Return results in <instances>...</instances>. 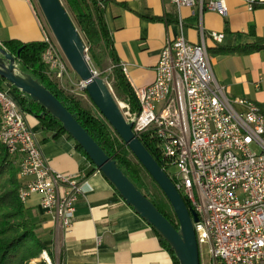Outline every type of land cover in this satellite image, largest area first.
I'll return each instance as SVG.
<instances>
[{"label": "built area", "instance_id": "1", "mask_svg": "<svg viewBox=\"0 0 264 264\" xmlns=\"http://www.w3.org/2000/svg\"><path fill=\"white\" fill-rule=\"evenodd\" d=\"M181 7L225 15V0H169ZM249 10L264 0H243ZM41 53L47 74L61 75L62 53L48 25H42ZM179 34L167 38L154 68V80L132 89L138 109L118 102L135 134L158 154L159 164L175 188L195 210L198 248L209 246L208 264H264V114L252 101L239 98L238 112L216 80L204 42ZM214 42L221 33L210 32ZM125 75L126 66L119 63ZM83 84V82H82ZM84 87V84L82 85ZM0 143L19 156V198L25 203L39 194L40 208L63 231L72 225L79 196L91 187L81 176L53 170L43 156L18 101L0 89ZM174 167V173L170 168ZM26 264H62L46 248Z\"/></svg>", "mask_w": 264, "mask_h": 264}, {"label": "crops", "instance_id": "2", "mask_svg": "<svg viewBox=\"0 0 264 264\" xmlns=\"http://www.w3.org/2000/svg\"><path fill=\"white\" fill-rule=\"evenodd\" d=\"M98 1L115 65L125 64L123 75L131 89L154 80L160 51L167 38L179 34L180 20L189 42L201 40L202 28L213 74L234 108L245 110L234 102L243 98L254 102L264 114V47L246 52L241 49L264 38V6L249 10L243 0H225L227 11L221 15L207 9L200 13L190 7H181L177 12L169 0ZM42 25L34 0H0L3 46L8 40L42 41ZM210 32L221 33V42H214ZM229 48L235 50H221ZM1 87L18 103V95L27 98L21 91L14 92L5 80ZM24 113L50 168L65 175H79L91 187L79 196L68 231L43 213L39 194H32L24 203L52 258L62 264H173L153 228L126 204L76 142L67 134L55 136L46 131L37 117ZM30 179L19 178L21 183Z\"/></svg>", "mask_w": 264, "mask_h": 264}, {"label": "water", "instance_id": "3", "mask_svg": "<svg viewBox=\"0 0 264 264\" xmlns=\"http://www.w3.org/2000/svg\"><path fill=\"white\" fill-rule=\"evenodd\" d=\"M36 2L62 53L71 69L83 82L85 92L94 106L165 195L176 216L178 229L87 133L77 121L76 113L70 112L56 95L37 79L19 70L16 61L18 52L14 55L2 44L0 77L29 96L62 124L64 130L82 148L90 162L115 188L126 204L168 243L178 264H200L193 227V222L198 219L195 210L185 204L180 192L159 162L133 131L132 123L126 121L111 88L89 63L85 43L61 1L36 0Z\"/></svg>", "mask_w": 264, "mask_h": 264}, {"label": "trees", "instance_id": "4", "mask_svg": "<svg viewBox=\"0 0 264 264\" xmlns=\"http://www.w3.org/2000/svg\"><path fill=\"white\" fill-rule=\"evenodd\" d=\"M65 2L77 21L86 42L85 47L88 49L91 57L95 61H98L94 49H108V54L114 62L115 67V88L124 95L127 102L130 103L132 110H137L138 106L132 89L120 68L115 65L116 63L110 48L103 10L101 9L99 1L65 0ZM4 46L14 55L18 52L16 61L19 70L37 79L39 83L55 94L58 100H60L70 112L76 113L77 121L87 133L108 156L116 161V164L130 178L136 187L140 189L173 226L178 229L179 225L176 216L165 195L151 177L154 187L159 190V192H150V187L145 180V176H147L148 173L136 160L107 121L102 116H95L85 110L78 100L73 96L65 94V92L50 79L45 64L41 59V53L45 49L46 44L42 41L21 43L16 40H8L4 42ZM263 47L264 38H257L253 44L245 45L241 49L246 52L258 50ZM221 50L233 51L235 49L229 48ZM3 80L4 79L0 77V89L2 88L1 85ZM12 88L14 92H20L16 87L12 86ZM18 96L20 100L19 105H21L23 111L30 112L37 117L46 131L53 132L55 136L61 134L68 135L62 127V124L42 106L30 99L27 95V98H24L22 95ZM68 136L71 138L70 135ZM139 139L147 147L153 157L160 162L158 154L153 150L150 143L142 136H140ZM76 146L85 154L77 143ZM18 161L19 156L9 155L4 146L0 143V264H24L30 258L37 256L43 248L47 247L38 237L36 233L38 226L31 220L28 209L19 198L18 191L21 182L19 180ZM184 201L188 206L187 201L185 199ZM155 233L160 242L171 254L173 264H178L175 254L168 243L161 238L156 231Z\"/></svg>", "mask_w": 264, "mask_h": 264}, {"label": "rangeland", "instance_id": "5", "mask_svg": "<svg viewBox=\"0 0 264 264\" xmlns=\"http://www.w3.org/2000/svg\"><path fill=\"white\" fill-rule=\"evenodd\" d=\"M60 1L62 5L64 6V8L66 9L67 13L69 14L72 22L77 28L84 43H86L84 36L79 29L77 21L75 17L73 16L72 12L70 11L67 3L65 2V0H60ZM34 2H35L37 12L41 16L42 22L47 25L36 0H34ZM94 52L98 57V61H95L91 57V55L88 52V49L86 48L85 53H86V56L88 57L89 63L91 64L93 69L96 71L98 76L102 77L107 82L117 102H127L124 95L121 94L119 91H117V89L115 88V72H114L115 67H114V62L112 61L110 55L108 54V49L107 48H95ZM59 60L61 63V67L63 68L61 75H57L55 71H51L50 74H48L50 79L53 82H55L58 85V87L61 88L65 92V94L73 96L76 100H78L81 106L85 110L89 111L91 114L95 116H98V117L102 116L100 112L98 111V109L94 106V104L92 103L88 95L86 94L85 89L82 86L83 85L82 81L77 76V74L71 69L63 53L60 54L59 52ZM169 170L171 173H174L176 169L174 167H171ZM145 180L150 187V192H157V193L159 192V190H157L154 187L149 175L145 176ZM36 233H37V229H36ZM208 250H209V246L207 244H203L199 248L200 264H208V261H209ZM26 262L24 264H26Z\"/></svg>", "mask_w": 264, "mask_h": 264}]
</instances>
